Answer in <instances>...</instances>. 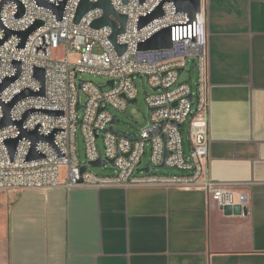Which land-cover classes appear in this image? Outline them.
Returning <instances> with one entry per match:
<instances>
[{
  "label": "built area",
  "instance_id": "1",
  "mask_svg": "<svg viewBox=\"0 0 264 264\" xmlns=\"http://www.w3.org/2000/svg\"><path fill=\"white\" fill-rule=\"evenodd\" d=\"M47 1L59 5L65 0ZM164 1V14L139 27L140 19ZM80 2L66 0L61 18L38 0H11L2 9L0 41L4 42L0 43V85L6 78L18 74L19 68L14 61H20L21 69L18 78L0 94V189L164 186L202 190L222 210L240 205L245 213L250 204L247 185L219 183L210 173L212 83L207 0H201L200 10L193 18L187 12L178 11L173 1L112 0L115 11L128 16L125 32L117 37L119 44L126 45L122 54L111 39L113 28L110 25L92 26L104 15L102 8L89 10L79 23L75 22ZM21 8L23 13L18 15ZM111 18L120 26L116 16L111 15ZM38 20L43 23L23 45L22 37L16 33L6 37L7 29L23 31ZM166 27H171L172 47L139 48L141 42ZM98 47L99 52L96 51ZM60 48L63 57L57 58L54 52ZM73 55L76 61L71 60ZM190 61L197 70L196 89L190 81H180ZM36 67L45 70V94L17 101L10 111L14 123L1 127L5 104L25 89H42L41 81L35 77ZM181 68H184L182 74ZM85 73L103 75L108 80L98 84L81 79ZM138 77L146 78L152 89L146 97L151 111L146 126L126 131L136 134L132 138L111 129L117 127L121 119L109 108L124 110L129 103L138 101ZM110 81H114L113 86ZM32 109L34 111L24 119ZM48 110L62 113L50 114ZM82 110L83 115L80 114ZM115 117L119 121L114 123ZM186 123L189 150H186L182 133ZM23 130L54 135L53 143L39 141L36 144V150L43 157L28 160L33 142L23 137L11 158L6 141L19 137ZM80 131L84 136L86 161L78 154ZM149 145L150 163L144 166L143 157ZM166 151L170 152L167 157ZM101 155L104 158L102 167H107L111 159L115 160L114 174L99 175L91 170L90 162ZM163 163L180 172L156 171L155 168H163ZM86 164H89L88 169L82 171ZM147 166H150L148 172L140 170ZM63 168L66 170L62 171Z\"/></svg>",
  "mask_w": 264,
  "mask_h": 264
},
{
  "label": "crops",
  "instance_id": "2",
  "mask_svg": "<svg viewBox=\"0 0 264 264\" xmlns=\"http://www.w3.org/2000/svg\"><path fill=\"white\" fill-rule=\"evenodd\" d=\"M207 4L210 173L247 185V211L164 186L0 189V264H264V0Z\"/></svg>",
  "mask_w": 264,
  "mask_h": 264
},
{
  "label": "water",
  "instance_id": "3",
  "mask_svg": "<svg viewBox=\"0 0 264 264\" xmlns=\"http://www.w3.org/2000/svg\"><path fill=\"white\" fill-rule=\"evenodd\" d=\"M9 1H11V0H1L0 1V27H3V23L1 20L2 9H3L4 5L7 4ZM127 1L128 0H124V2H127ZM141 1L143 2L144 0H141ZM168 1H173L177 7V10L181 11V12H187L189 14L190 18H193L194 14L197 11H199L200 7H201V0H168ZM38 2L44 6H47L51 9H53L58 14V17L61 18L66 0L64 2H61L59 5L50 3L47 0H38ZM164 3H165V1L162 2L152 13H150L147 16L142 17L140 19V22H139V27H143L146 24H148L149 22H151L152 20H154L155 18L162 16L164 14V9H163ZM96 7L102 8L104 10V15L100 19L94 21L92 26L94 28H101L105 25H110L113 28V33L111 35V39H112L113 43L115 44L118 52L120 54H122L126 50V45L119 44L117 42V37L119 34L125 32L126 26H127V21H128V16L126 14H121V13L116 12L112 6V0H99L98 2H92L90 0H81L80 5H79L78 10H77L75 22L79 23L81 21L82 17L89 10L96 8ZM22 13H23V8H21L18 15H21ZM111 15H114L117 17V19L120 21V26H118L116 21H114L111 18ZM42 23L43 22L41 20H38L29 29H26L23 31H18V32L7 29L6 37L10 36L11 34L16 33L22 37L23 42L21 45H23L24 42L26 41V39L28 38V36L36 28H38ZM3 42H4V40L0 41V43H3ZM172 45H173V42H172L171 27H166V28L161 29L159 32L154 34L149 39L141 42L139 44V48L143 49V50L160 49V48H170V47H172ZM14 63L19 68V72L16 76L8 77L4 80V82L0 85V94L8 85H10L14 80H16V78H18V76L20 74V69H21L20 61H14ZM183 72H184V68H181L180 73L182 74ZM35 77L41 81L42 89L40 91H33L31 89H25L21 93L16 95V97L11 102H9L8 104H5L4 105L5 116L1 121V127L8 126V125L14 123V121L10 118V111L13 108V106L16 104L17 101H19L25 97H28V96H37V95L45 94V70L43 68L36 67L35 68ZM109 83L113 86L114 81H110ZM190 97L193 98V95H191ZM0 103H1V101H0ZM33 111H34V109L29 110L25 114L24 119L27 118ZM150 111H151V109H149V112ZM47 112L50 114L62 113L60 111H49V110ZM23 120L17 122V124L21 125ZM118 121H119V118L115 117L114 123L118 122ZM179 126L181 127V125H179ZM111 129L118 132V133L127 135V136L132 137V138H134L136 136V134L134 132L127 133L126 131H122L121 129H119L115 126H112ZM23 137H27L33 142V147L27 156L28 160H32L35 158H41L44 156L43 154L39 153L35 148L36 144L39 141H48L51 143L54 142V135L53 134L46 136V135L40 134L38 130H33V131L23 130L19 137L11 138V139H8L6 141V145L9 149V152H10L12 159L14 158L19 140ZM168 155H170V152L166 151V157ZM103 164H104V158L102 155L100 156V158L98 160L90 162V165L92 167H102ZM110 164L112 166H114L115 160L111 159ZM88 167H89V164L82 166V171H86L88 169ZM162 167L166 169L167 168L166 163H163ZM149 168H150V166H147L146 168H143L140 170H144L145 172H148ZM224 211L226 214H241L243 212L242 207L240 205H237L234 207L227 206ZM245 212H246V210H245Z\"/></svg>",
  "mask_w": 264,
  "mask_h": 264
},
{
  "label": "rangeland",
  "instance_id": "4",
  "mask_svg": "<svg viewBox=\"0 0 264 264\" xmlns=\"http://www.w3.org/2000/svg\"><path fill=\"white\" fill-rule=\"evenodd\" d=\"M1 1V0H0ZM97 52L100 51V48L98 47L96 49ZM54 56L57 58L63 57L62 49H58L54 52ZM72 61H76V56L71 57ZM193 61H190L188 63L187 71H185L181 77L180 81H190L192 88L196 89V77H197V70L192 69ZM81 79L84 80H92L97 82L98 84H105L108 80L103 75H95L92 73H85L81 75ZM137 89H138V101L129 103L127 108L122 109H116L114 107H110V111L117 115L121 121L117 124V127L121 129L122 131H133V130H139L142 127L146 126L148 124V117H149V106L146 102L147 94L151 93L152 89L149 86L146 78L138 77L137 79ZM83 101H85V97L83 96ZM80 114L83 115V110L80 111ZM182 133L184 137V143L186 150H189V140H188V134H189V126L186 123L182 128ZM99 144L102 147L103 146V140H99ZM77 149L78 154L81 157L83 161H86V147H85V141L83 133L80 131L77 138ZM150 155H151V146L149 145L147 147V151L143 157L144 160V166L148 165L150 163ZM66 169L63 168L62 171H65ZM91 170L99 175H112L116 172V169L110 164L107 163V167H91ZM156 171L164 174H171V173H177L180 170L177 168L169 167V168H155Z\"/></svg>",
  "mask_w": 264,
  "mask_h": 264
}]
</instances>
